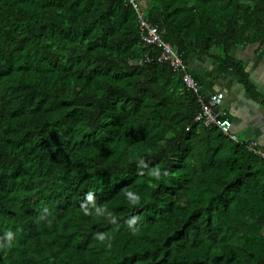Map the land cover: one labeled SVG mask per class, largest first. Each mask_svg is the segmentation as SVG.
I'll list each match as a JSON object with an SVG mask.
<instances>
[{"label": "trees", "instance_id": "obj_1", "mask_svg": "<svg viewBox=\"0 0 264 264\" xmlns=\"http://www.w3.org/2000/svg\"><path fill=\"white\" fill-rule=\"evenodd\" d=\"M137 1L258 98L229 54L264 48V0ZM157 54L124 0H0V264H264V161Z\"/></svg>", "mask_w": 264, "mask_h": 264}, {"label": "crops", "instance_id": "obj_2", "mask_svg": "<svg viewBox=\"0 0 264 264\" xmlns=\"http://www.w3.org/2000/svg\"><path fill=\"white\" fill-rule=\"evenodd\" d=\"M213 51L207 57H193L188 64L189 73L202 86L205 93L223 94L225 108L231 124V130L240 141H255L264 144V66L256 69L259 62L264 63V48L244 45L230 51V56L241 63L249 75L255 72L253 85L258 98H252L242 84L222 63L215 58Z\"/></svg>", "mask_w": 264, "mask_h": 264}, {"label": "built area", "instance_id": "obj_3", "mask_svg": "<svg viewBox=\"0 0 264 264\" xmlns=\"http://www.w3.org/2000/svg\"><path fill=\"white\" fill-rule=\"evenodd\" d=\"M124 4L134 12L137 29L143 44L155 48L158 52L157 56L152 59L148 58L145 62L168 64L174 72L181 76L183 89L194 96L195 102L199 106V111L193 120L194 123L203 127L216 128L228 140L243 145L231 130L228 114L223 107V94L220 92L205 93L203 91L200 83L188 73L180 56L161 39L157 27L151 25L144 17L137 0H124ZM244 147L249 154L264 161V144L249 140L244 142Z\"/></svg>", "mask_w": 264, "mask_h": 264}, {"label": "rangeland", "instance_id": "obj_4", "mask_svg": "<svg viewBox=\"0 0 264 264\" xmlns=\"http://www.w3.org/2000/svg\"><path fill=\"white\" fill-rule=\"evenodd\" d=\"M262 64H263V66H264V63H262V62L257 63V65H256V69L259 68L260 66H262ZM263 66H262V67H263ZM256 69H255V72H256ZM255 72H253V74L249 75V79H250L251 82H252L253 79L255 78Z\"/></svg>", "mask_w": 264, "mask_h": 264}]
</instances>
